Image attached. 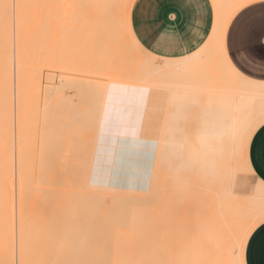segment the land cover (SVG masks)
Instances as JSON below:
<instances>
[{"label":"bare ground","instance_id":"bare-ground-1","mask_svg":"<svg viewBox=\"0 0 264 264\" xmlns=\"http://www.w3.org/2000/svg\"><path fill=\"white\" fill-rule=\"evenodd\" d=\"M61 1L58 12L49 4L41 11L38 9L39 23L34 21V10V17H30V24L36 23L37 30H41V42L45 39L56 42L55 47L47 49L50 52L53 48V54L46 58L63 72L57 76L58 83L47 85L42 95L40 82L35 80L39 79L37 69L29 61L21 30L22 11L25 10V15L32 14L31 0L25 9L23 4L28 5L25 0H0V264H134V236L141 229L137 224H144L142 221L148 214L204 226L212 232L215 248L227 229L225 217L229 215L240 237L236 244L230 242V263L219 260L215 251L214 264H241L244 238L264 218V182L256 178L258 189L252 188L243 201L240 196L245 193L237 190L239 173L253 174L248 146L254 131L264 123V83L235 69L227 57L224 37L233 14L252 0H212L215 17L207 40L193 53L179 58L157 56L139 44L131 28L134 0H71L75 9L84 6L87 38V33L79 29L81 17L76 19L79 8L70 15L65 7L68 13L62 14V18L67 17L63 25L67 27L70 22L69 29L56 27L54 19L57 21L63 11ZM44 7L54 12L45 15ZM50 12L59 15L51 19ZM43 15L47 22L44 25ZM30 18L25 19L24 32L26 37L32 34L28 32L35 34L30 40L34 48L39 41L37 30L33 31L34 25L28 22ZM48 19L49 23L52 21L50 32L54 28L59 31L52 32L58 35L57 41L46 34ZM71 20L80 21L73 24L78 25L79 31L73 30ZM72 35L75 41L72 38L68 46L66 37ZM47 40L43 42L49 44ZM37 48L34 52H38ZM40 51L35 52L38 57ZM40 57L44 65L46 60ZM71 72L85 73L87 77L67 74ZM30 89L35 101L32 102L35 114H31L35 119L30 114L27 121ZM177 92L235 98L229 124L204 119L200 120L204 123L197 125L199 130L195 134L202 144L203 155L215 165L206 177L190 170L194 148L191 143L189 161L164 169L167 154L163 150L173 149L177 139L186 136L184 125L174 127L175 121L169 120L168 109L177 99ZM127 94L151 96L149 111L166 103L162 124L157 129L158 152L150 185L143 191L112 186L108 169L102 166L110 160L108 153L103 156L102 146L112 142L110 132L103 131L104 117L110 111V103ZM221 133H225L226 141L217 161L211 152L212 139ZM27 136L35 141L34 145L28 144ZM161 181L180 191L177 217L171 216L167 193L161 195L152 190ZM190 193L197 205L183 201L185 194L189 197ZM105 196L110 197V206L103 202Z\"/></svg>","mask_w":264,"mask_h":264},{"label":"crops","instance_id":"crops-1","mask_svg":"<svg viewBox=\"0 0 264 264\" xmlns=\"http://www.w3.org/2000/svg\"><path fill=\"white\" fill-rule=\"evenodd\" d=\"M214 17L212 0H134L131 28L139 44L150 53L179 58L193 53L207 40ZM224 47L238 72L264 83V0L249 1L233 14L226 28ZM176 96L168 109L169 120L175 121L174 127L184 125L183 132L187 138L179 153H171L165 148L164 154L172 157L175 168L179 162L189 161L188 152L192 148L188 144L191 143L194 148L190 170L197 176L206 177L215 165L210 157L203 155L202 144L195 134L199 130L197 125L204 119L206 122L213 120L214 123L229 124L235 98L185 92H177ZM150 99L147 94H127L108 106L110 111L104 117L103 131L110 132L108 135L112 140L109 141L112 142H105L102 146L103 156L105 153L110 155L109 162L102 166L108 169V181L112 186L143 191L150 185L158 152L157 129L166 110L164 103L149 111ZM188 119L194 120L190 127L186 125ZM224 134L212 139L211 152L217 161L226 141ZM248 161L255 178L264 182V123L250 138ZM171 219L148 214L142 221L144 224H137L141 229L134 236V264H214L212 232L200 224L176 219L177 228L183 230L186 225L190 226L193 237L189 244L185 243L178 250L164 246L161 237L170 230ZM243 244L241 264H264V218Z\"/></svg>","mask_w":264,"mask_h":264},{"label":"rangeland","instance_id":"rangeland-1","mask_svg":"<svg viewBox=\"0 0 264 264\" xmlns=\"http://www.w3.org/2000/svg\"><path fill=\"white\" fill-rule=\"evenodd\" d=\"M50 1L51 0H38V3L36 4L35 3V0L33 1V0H31V3H32V5L31 6H29V3L28 2H30V0H25V2L26 3H28V5H26V4H23V7H24V9H25V7L26 8H28V6H29V8H30V13L32 12V10H34V12H36V17H34V15H35V13L34 12H32V14H31V16H29V14H26L25 15V13H24V11L25 10H23L22 12H23V15H22V20H23V22L24 23H22L23 24V26L21 27V30H22V35H23V37L25 38V40H26V43H27V46H28V54H29V61L33 64V66L37 69V75L39 76V79H35L36 80V82L37 81H39L40 82V86H41V90H42V95H43V91H44V89H45V87L47 86V85H49V84H52V85H55V84H57L58 83V79L59 78H57V76L59 77V75L60 74H63V72H61L59 69L57 70V67L56 66H54V65H52V64H49L48 62H47V56H50V55H52L53 54V52L51 53V50L53 51V48L52 49H50V52L47 50V49H49V47L51 48V47H55V45H53V44H55L56 42H53V41H51V43L52 44H50V41L49 40H47V39H45V41L47 40V42L49 43V44H47V43H44L43 41L41 42V34H40V31H38L37 30V28L39 27H36V23L38 22V13H39V10L41 11V9H43V6L44 5H46L47 6V4H49L50 5V8L52 9V10H54V11H56V12H58L59 11V9L61 8V7H59L58 5H59V0H52L51 2L52 3H50ZM63 1V2H62ZM61 1V3L63 4V6H62V4L60 5V6H62L63 7V11L62 12H59L60 13V16H58V20L56 21L55 19H54V17L53 16H55L57 13L55 12V14H53L52 15V13L54 12V11H52L50 8H49V10H48V7H44V14L46 15V13H47V15H48V13H49V11H52V13L50 14L51 15V19H54V22L57 24H55V23H53L54 24V26L56 25V27L58 28V27H60L61 25L62 26H64L65 24H64V20L67 18H65L64 19V17L62 18V14H66V13H68V11H70V15H73L74 14V12H75V10L76 9H80V11H81V13H80V11L79 12H77V15L78 16H76V19L79 17H81V19H82V22H81V26H80V28L79 29H82L83 31H81L82 33L84 32V34H86L85 35V37L87 38V37H89V33H88V28H87V25H86V23H85V15H83L84 13H86V12H84L85 10L83 9V7L84 6H82L81 4H78V5H81V8H80V6L78 7V8H76L75 9V6H76V4H75V6H74V4H73V2H71V0H62ZM58 2V3H57ZM24 3V2H23ZM30 3V4H31ZM41 3V4H40ZM45 3V4H44ZM55 4V5H52V4ZM43 4V5H42ZM25 5V6H24ZM65 5V6H64ZM54 6H56V8L54 7ZM59 8H58V7ZM53 7V8H52ZM67 8V10H66V8ZM31 8H35V9H31ZM45 8H46V11H45ZM65 8V9H64ZM39 9V10H38ZM29 10V9H28ZM84 10V11H83ZM61 11V10H60ZM65 11V12H64ZM77 11V10H76ZM29 12H27V13H29ZM46 12V13H45ZM83 12V13H82ZM41 13V12H40ZM79 13V14H78ZM34 14V15H33ZM82 14V15H81ZM29 16V18L30 17H32V15H33V17L35 18L34 19V21L35 20H37L36 21V23L35 24H30V22L32 21V19L30 20V21H28L29 22V24H30V26L32 25H34L33 27H32V29H34L33 31H35V30H37V31H35L36 32V37H38L37 38V40L39 41V46H37V47H39V48H37V47H34V48H37V49H39V50H41L40 51V53H41V55H42V58H43V60H46V62L48 63V65H45V61H44V65L42 64V60L40 61V59L39 58H41L40 56L38 57L37 55H36V53H38L39 52V50H38V52H36V50H35V52H34V48H33V46H34V43H33V41L32 42H30V40H31V35L32 34H34L32 31L31 32H28L27 34H31V35H27V37H26V34H25V32L24 31H26L27 30V28H26V23H27V21L25 20V19H27V17L25 18V16ZM49 15V16H50ZM57 15H59V14H57ZM67 15V14H66ZM76 15V14H75ZM75 15L74 16H71V18L72 17H74L75 18ZM24 17V18H23ZM32 17V18H33ZM53 17V18H52ZM57 16H55V18H56ZM28 18V19H29ZM41 18V17H40ZM43 25H44V23H47V22H44V20L46 19V17L44 18V15H43ZM41 18V19H42ZM49 18V17H48ZM68 18H70V17H68ZM27 19V20H28ZM41 19H40V21H41ZM74 20V19H73ZM80 20V19H79ZM26 21V22H25ZM49 21H50V19H48V23H49ZM64 21V22H63ZM70 21V19L68 20V22ZM75 21V20H74ZM74 21H72L71 20V22H72V26L71 27H73V30L75 29L76 30V28H77V26L75 27L73 24L74 23H76V22H80V21H77L76 20V22H74ZM42 22V21H41ZM59 22H61L62 24H60ZM67 22V23H68ZM39 23V22H38ZM51 23H52V21H51ZM51 23H49L48 24V31H49V33H48V31L46 32V34H48V36L50 37V38H54L53 40H55V41H57L56 39V36L55 35H57L58 33H59V31L57 30V32H56V28H54L55 30L54 31H52V32H55V33H57V34H54L53 35V33L52 32H50V24ZM59 23V24H58ZM64 24V25H63ZM79 24V23H78ZM37 25H41V24H37ZM50 25V26H49ZM54 26H52V27H54ZM61 26V27H62ZM69 26H70V22H69ZM69 26H67L68 27V29H69ZM40 27H42V28H44L42 25L40 26ZM65 27V26H64ZM64 27H63V29H64ZM67 27H65L66 29H67ZM28 28H30V27H28ZM26 29V30H25ZM31 29V28H30ZM29 29V30H30ZM59 29V28H58ZM71 29V28H70ZM79 29L78 30H76V32L77 31H79ZM28 30V31H29ZM43 30V29H42ZM52 30V29H51ZM60 30V29H59ZM65 30V29H64ZM62 31V30H61ZM71 31V30H70ZM69 31V32H70ZM63 32H65V31H63ZM72 32V31H71ZM80 32V33H81ZM52 33V34H51ZM60 33H62V32H60ZM69 34V33H68ZM71 34V33H70ZM69 34V35H70ZM74 34V33H73ZM50 35H52V36H50ZM64 35H66L67 36V34H66V32L64 33ZM75 35L77 36L78 34L77 33H75ZM34 36H35V34H34ZM45 36V35H44ZM58 36V35H57ZM62 36V35H61ZM60 36V37H61ZM49 37H46V38H49ZM64 37V36H63ZM70 37V36H69ZM56 38V39H55ZM62 38V37H61ZM61 38L58 40L59 42H60V40H61ZM72 38L74 39V41H75V37L72 35L71 36V38H68V37H66V42L69 44L68 46H70V40H72ZM63 39V38H62ZM78 39H79V37H78ZM36 40V41H37ZM35 41V42H36ZM37 41V42H38ZM65 41V40H64ZM73 41V40H72ZM58 42V44L59 45H61L60 43ZM46 44L48 47H46V46H44V45H42V44ZM62 43V42H61ZM36 44V43H35ZM50 45H52V46H50ZM42 46V47H41ZM64 46V45H63ZM62 46V47H63ZM66 47H68L67 45H65ZM58 48V45H57V47H56V49ZM61 48V47H60ZM59 48V49H60ZM55 49V48H54ZM69 49V48H68ZM66 50H67V48H66ZM66 50H63L62 51V49H61V51L62 52H66ZM56 52V51H55ZM141 59H143L142 57H141ZM158 62H160V60H158ZM46 63V64H47ZM38 64V65H37ZM50 68H49V67ZM44 67V68H43ZM53 68V69H52ZM42 69V70H41ZM45 73V74H44ZM49 73V75H47ZM50 74H53V77H52V75H50ZM65 74V73H64ZM68 75H71V76H80V77H87V74H78V73H74V72H71V73H67ZM44 78V79H43ZM53 79V81L52 82H50V79ZM91 78V77H90ZM46 80V81H45ZM33 89H30V91H28V94H27V96H28V102L30 103H27V107H26V113H28V114H26L27 115V121H28V119H29V117L28 116H30V114L31 113H33V114H35V111H34V108H32L33 106L32 105H35V104H33L32 102L34 101V96H33V93H31V92H33L32 91ZM35 102V101H34ZM30 106V107H29ZM31 108V109H30ZM33 109V110H32ZM33 112H32V111ZM28 111V112H27ZM29 111H31V112H29ZM35 115H32L31 114V118L33 119V117H34ZM32 119H31V122H32ZM34 119H35V117H34ZM29 123V122H28ZM27 123V124H28ZM193 123H194V120L193 119H188V122L186 123V125H187V127H190V126H192L193 125ZM31 124H33V126L35 125V120H34V123H31ZM28 127V126H27ZM30 127H32V125H29V128ZM28 128V129H29ZM35 128V127H34ZM32 129V128H31ZM31 129H29V130H31ZM32 131V130H31ZM30 131V132H31ZM35 131V130H34ZM34 134V133H33ZM27 135H29V134H27ZM36 135V134H35ZM30 137H32V136H30ZM185 138H187V136H182V137H180L179 139H177V144H176V146L173 148V149H169L170 151H171V153H179L180 152V149L183 147V145H184V142H185ZM30 139V140H29ZM32 138H28V136H27V141H29L28 142V144L30 145V144H32L33 143V145H34V140L32 139ZM176 139H173V141H175ZM32 145V146H33ZM31 146V147H32ZM29 148H30V146H29ZM164 151V150H163ZM167 157V165H165L164 166V169L166 170V168L167 169H171L172 167H173V165H172V157L169 155H166ZM163 173H164V170H163ZM187 177L188 178H190V175H187ZM191 179V178H190ZM241 179V180H240ZM162 180V179H161ZM243 180V181H242ZM256 178H255V176L253 175V174H248V173H244V172H241V173H239V175H238V178H237V183H238V185H237V190L239 191V192H241V193H245V194H242L240 197V199H242V201H243V199H246V194L247 193H249V191H251L252 190V188H255V189H258V186H256ZM242 183V184H241ZM255 183V184H254ZM157 187V188H156ZM154 189H152L153 191L155 190L156 192H159V194H166L167 193V196H168V198H170V204H171V208H170V212H171V216L172 217H177V209H179V207L177 206L178 205V203L176 202V200H177V197H179V194H180V191L179 190H175L174 191V189L173 188H171L169 185H167L166 184V182L165 181H161V184H159L158 183V186H156ZM192 188H196L195 187V185H193L192 186ZM159 190V191H158ZM187 194H185V196H184V202H187V204L188 205H197L196 203H195V201L194 200H192V198H193V195H191V193H190V195H189V197H187L186 196ZM242 196L244 197V198H242ZM108 199V200H107ZM109 201H110V203H109ZM103 202L107 205H109L110 206V204H111V200H110V197H108V196H105V197H103ZM107 205V206H108ZM262 220V219H261ZM261 220H258L254 225H253V227L249 230V232H248V234H247V236H246V238H245V241H244V244H245V242H246V240H247V237H248V235L250 234V232L252 231V229L261 221ZM171 221V228H170V230L168 231V233L165 235V232L162 234V233H159V234H162V237H161V239H162V242H164V246L166 247V248H170V249H174V250H178L179 248H182L184 245H185V243L186 244H189L190 242V239H192V237H193V235H192V230L190 229V226H185V229H180V228H177V224H176V219H171L170 220ZM225 221H226V224H227V229L223 232V235H222V237H219L218 238V243H217V246H216V248H215V251L217 252V254H219L218 256H220V259L219 260H226L228 263H230V256H229V247H230V242H233L234 244H236V241H237V239L240 237V234H239V230H238V232L237 231H235V229H234V225L232 224V222H231V218L229 217V215H227L226 217H225ZM244 244H243V246H244ZM234 250H235V248H234Z\"/></svg>","mask_w":264,"mask_h":264}]
</instances>
